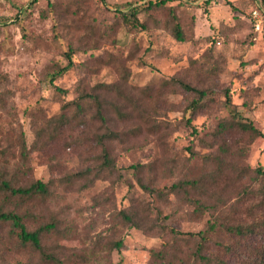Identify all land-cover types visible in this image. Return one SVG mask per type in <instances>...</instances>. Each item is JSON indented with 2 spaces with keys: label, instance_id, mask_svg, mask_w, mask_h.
Wrapping results in <instances>:
<instances>
[{
  "label": "rangeland",
  "instance_id": "374dc122",
  "mask_svg": "<svg viewBox=\"0 0 264 264\" xmlns=\"http://www.w3.org/2000/svg\"><path fill=\"white\" fill-rule=\"evenodd\" d=\"M150 1L157 0H0V169L16 173L18 184L52 182L47 199L34 208L35 219L26 221L33 229L54 217L57 232L43 238L42 252L62 264H191L194 244L187 234L204 230L208 215H194L186 199L173 193H144L131 165H153L152 171L143 169L144 182L159 192L212 169L204 156L217 154L223 142L232 153L247 148L242 157L231 158L238 168L264 169V137L251 143L238 133L212 134L229 117L225 90L240 120L264 134V24L257 30L252 17L257 0H171L147 10ZM132 6L142 28L123 21L121 12ZM171 14L183 42L173 37ZM67 54L70 69L51 81L68 64ZM172 78L211 90L209 105L190 114L192 95ZM80 92L99 96L106 127L120 134L108 142V151L121 175L82 190L58 180L98 163L95 136L104 127L96 119L86 126L72 121L47 140L49 119ZM113 107L128 118L120 119ZM94 113L92 106L86 119ZM237 192L232 186L226 193L228 203L239 197ZM125 197L138 202L140 213L153 203L160 214L158 223L154 210L147 214L152 219L144 225L152 228L147 232L121 230L118 252L109 244L116 239L111 219ZM10 231L0 228V264H56L16 245ZM233 242L218 231L206 245L207 255L226 258L218 243ZM248 245L242 253L255 259L264 254V231L252 235Z\"/></svg>",
  "mask_w": 264,
  "mask_h": 264
},
{
  "label": "trees",
  "instance_id": "16d2710c",
  "mask_svg": "<svg viewBox=\"0 0 264 264\" xmlns=\"http://www.w3.org/2000/svg\"><path fill=\"white\" fill-rule=\"evenodd\" d=\"M171 0H157L150 1L145 9H157L164 7L166 3ZM253 10H257L262 15L264 24V0H257ZM123 21L133 28L143 27L137 17V8L131 7L128 12H121ZM174 20L172 34L176 41L183 42L182 30L177 22L175 15L171 14ZM261 21V24H262ZM68 64L51 75L50 80H54L57 75H60L70 69L72 61L70 55L67 54ZM175 84L179 85L183 90L191 93L192 98L189 100L186 110L190 114L196 113L202 108L209 105L211 90L199 89L184 83L174 78L171 79ZM106 88H108L106 86ZM94 106V118L86 119L89 109ZM229 92L225 90V108L229 113V117L221 119L216 129L213 131V137H218L224 133H238L246 136L249 142H253L259 137H264V134L254 126L252 122L242 121L237 116L234 109L230 108ZM115 113L120 119L128 118L126 113L119 111V108L113 107ZM72 112L69 116L67 113ZM98 120L104 127L105 132L101 135H96L95 139L100 146V155L96 161L98 163L92 166H87L85 169L68 174L61 177L58 181L71 186L79 184V190L90 187L96 180H110L115 174L121 176L119 170L115 165L114 159L110 156L108 151V142L116 140L120 134L110 130L106 127V119L102 113V104L99 96L91 92H80L76 99L67 101L61 107V113L48 121V141L53 137H58L61 134L64 126L72 121L76 124L86 126L90 122ZM189 123V121H188ZM190 124V123H189ZM193 132L197 134V130L193 128ZM123 135V133H121ZM44 142L43 144H47ZM247 151L246 147H240L234 153L229 149L226 142L218 147L217 154H207L204 159L212 162V169L202 173L194 179H185L173 183L168 188V192H159L152 185L146 184L143 177V169L147 167L148 171H152L153 165L150 164H135L128 167L132 170L134 181L144 193L152 197H163L166 193H173L176 197L185 198V204L193 207V214L201 217L208 215V220L205 229L197 233H188L191 237V246L189 250L191 264H264V254L260 255L258 259L252 258L250 255L242 253L243 249H249V240L254 234L264 231V169L258 167L252 168H238L235 158L242 157ZM4 155L0 148V158L2 160ZM0 165H3L0 163ZM223 178L225 179L223 181ZM18 175L16 173H8L0 169V228L10 227L9 238L15 239L16 245L21 247L31 248L34 251H39L42 257L50 259L56 264H62L52 255H47L42 252V240L50 234V232H57V223L53 216L51 221H38L33 229L27 225V216L29 218L35 217L34 208L38 206L39 201L46 200L52 182H42L39 180L28 183H19ZM243 184L242 187L238 186ZM130 188L132 184H129ZM234 186L238 188L237 194L239 197L233 203H228L226 200V193ZM127 200L121 209L115 210L112 215L111 233L115 235L116 239L109 241L112 249L118 252L122 247V239L119 236L120 231L125 229H139L147 232L152 228L146 229L144 225H150L151 220H148L147 214L154 210L153 203H149L140 213L137 206L138 202L133 197H125ZM22 207L23 212H18V208ZM155 211V210H154ZM155 221L158 223L160 211L156 210ZM230 216H232L230 218ZM170 216H165L164 220L169 219ZM35 219V218H34ZM223 232L228 237L235 240L232 244L218 243L222 250L226 251V258L215 257L207 255L208 246H206L216 234V232ZM241 250L238 251V246ZM165 253V252H164ZM166 254V253H165ZM161 255V254H160ZM155 253L158 258L160 256ZM48 256V257H47ZM163 257V256H162ZM179 263L173 264H181ZM5 264V263H4ZM170 264V263H162ZM187 264H189L187 262Z\"/></svg>",
  "mask_w": 264,
  "mask_h": 264
},
{
  "label": "built area",
  "instance_id": "2783aa9c",
  "mask_svg": "<svg viewBox=\"0 0 264 264\" xmlns=\"http://www.w3.org/2000/svg\"><path fill=\"white\" fill-rule=\"evenodd\" d=\"M262 12L264 13V10H262ZM252 17H253V20H254V26L258 30L260 28V26H261L262 15H261V13L259 11L253 10Z\"/></svg>",
  "mask_w": 264,
  "mask_h": 264
}]
</instances>
